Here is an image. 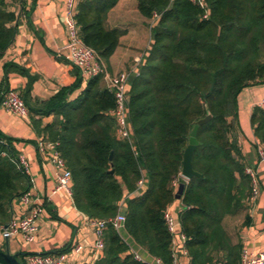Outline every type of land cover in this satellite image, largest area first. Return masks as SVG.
I'll return each instance as SVG.
<instances>
[{
	"label": "trees",
	"instance_id": "obj_1",
	"mask_svg": "<svg viewBox=\"0 0 264 264\" xmlns=\"http://www.w3.org/2000/svg\"><path fill=\"white\" fill-rule=\"evenodd\" d=\"M205 1L206 7L192 0H138L141 14L154 21L151 47L128 86L132 143L117 136L115 97L102 75L89 79L73 99L69 94L79 83L62 87L36 111L54 114L43 136L59 142L76 206L100 219L126 206L125 231L162 264L174 263L165 212L176 198L184 150L194 125L208 115L192 157L199 175L186 182L181 197V230L191 264L241 262L243 244L229 218L243 213L252 179L239 144L238 96L264 82V0ZM117 2L78 5L82 38L105 60L122 35L107 22ZM14 20L7 1L0 0V57L13 42ZM8 89H0V103ZM251 123L264 143V108L253 109ZM14 141L0 130V224L10 218L12 200L29 190ZM105 240L95 264H149L113 225Z\"/></svg>",
	"mask_w": 264,
	"mask_h": 264
},
{
	"label": "crops",
	"instance_id": "obj_2",
	"mask_svg": "<svg viewBox=\"0 0 264 264\" xmlns=\"http://www.w3.org/2000/svg\"><path fill=\"white\" fill-rule=\"evenodd\" d=\"M6 1L9 9L16 14L13 22L15 35L11 45L0 57V89L11 88L22 93L30 115L22 117L14 114L0 103V130L14 138L17 154H23L29 160L28 189L42 203L43 212L38 220L39 228L34 241L29 242L21 235L4 238L0 234V250L8 248L22 264H28L27 256L30 253L62 251L69 253L74 264H95L102 253H98L94 247V227L88 222V216L76 206L73 194L66 189L56 190L54 163L48 154L40 152L37 147L38 140L45 138L44 128L53 121L54 114L45 115L36 111L62 87L79 83V87L69 94L70 99H73L89 81L81 68L66 57L68 33L65 14L68 0ZM80 1L76 0L77 13ZM153 21V18L141 14L138 0H118L110 9L107 18L109 27L122 31L115 51L105 60L111 74L129 71L132 76L138 73L136 61L138 57L143 60L151 47ZM263 97L264 82L245 87L238 96L239 144L246 166L257 171L260 183L258 197L248 202L243 211L245 218L250 217L249 222L244 224L247 219L243 218V224L238 228L242 250L251 253L264 252V155L261 153L264 143L256 137L251 123L253 109L257 106L264 108L261 103ZM35 120L41 122L35 123ZM182 181H186L183 175L176 181L177 189ZM130 195L128 193L127 196ZM184 208L182 199L175 198L167 210L179 223ZM26 212L27 207L21 197L14 198L10 203V218L21 217ZM6 223H1L0 227ZM181 233L179 223L172 243L173 264H191ZM78 244L82 248L75 252L74 246ZM130 244L142 257L150 256L134 240Z\"/></svg>",
	"mask_w": 264,
	"mask_h": 264
},
{
	"label": "built area",
	"instance_id": "obj_3",
	"mask_svg": "<svg viewBox=\"0 0 264 264\" xmlns=\"http://www.w3.org/2000/svg\"><path fill=\"white\" fill-rule=\"evenodd\" d=\"M28 0H21V2H26ZM194 3L206 7L205 0H192ZM23 5V3H22ZM209 13L206 9L207 16ZM158 14H155L157 17ZM65 24L68 33V41L65 48L68 50L66 57L74 65L81 68L83 75L89 79L102 75L107 88L113 93L115 97V107L111 110L116 121V132L120 139H126L133 142V130L130 122V95L128 92V86L130 83L131 73L129 71H121L115 74H111L108 71V65L104 58L94 49L92 46L88 45L82 38L80 25L77 20V5L76 0H68L66 14H65ZM137 65L142 62V57H138ZM264 104V97L261 101ZM1 105L5 107L8 111L20 115L22 117H29L30 109L26 104L25 100L21 96V93L15 89H8L2 97ZM58 141H50L45 138H40L38 140L37 147L40 152L48 154L55 166V176H56V190L66 189L70 194H73L72 188V172L68 168L66 160L62 157L60 150L58 149ZM262 155H264V150H261ZM17 164L19 168L26 173L30 174V162L23 155L19 154L17 158ZM246 172L251 176L252 179V191L249 198V202L254 201L260 191V183L258 179L257 171L251 167L246 166ZM182 175V174H181ZM143 185V180L139 182V186ZM22 202L27 207V212L21 217H12L10 220L0 227V234L4 238H11L21 235L25 240L32 242L36 237L38 231V220L43 212L42 203L38 202L35 197H33L30 190L23 193L21 196ZM124 206L120 207L118 214L109 219L100 218H89L88 222L93 225L96 234V240L94 243L95 249L98 253H103L106 240H105V230L109 225H113L121 233L125 230L124 223L126 219V214L123 215L120 212ZM165 220L167 223L168 230L174 235L176 233L177 225L180 223L176 222L172 214L166 210ZM181 224V223H180ZM123 235V234H122ZM182 240L184 241L185 252L186 249V235L181 233ZM125 238V237H124ZM126 239V238H125ZM81 245L74 246V251L78 252L81 250ZM174 256V254H173ZM138 259L147 260L149 264H162L159 258L149 256L148 258L142 257L140 254H136ZM28 264H74L70 258L68 252L59 253H30L27 256ZM240 264H264V252L251 253L244 249L241 253Z\"/></svg>",
	"mask_w": 264,
	"mask_h": 264
},
{
	"label": "water",
	"instance_id": "obj_4",
	"mask_svg": "<svg viewBox=\"0 0 264 264\" xmlns=\"http://www.w3.org/2000/svg\"><path fill=\"white\" fill-rule=\"evenodd\" d=\"M210 118V115H208L205 118H202L198 121L196 125H194L193 129L190 132L189 136V143L186 146L184 150V158H183V166H182V175L186 178V181H182L179 183L176 198H181L183 190L186 186V182L191 179L195 175H199V173L193 168L192 165V157L193 152L196 149L198 145V139H197V132L200 124L206 122ZM127 212L126 206L123 207L121 214L125 215ZM123 236L128 239L129 242H133V238L128 235V233L124 230L122 232ZM0 263L1 264H22L18 258L17 255L11 254L9 249L7 248L5 251L0 250Z\"/></svg>",
	"mask_w": 264,
	"mask_h": 264
},
{
	"label": "rangeland",
	"instance_id": "obj_5",
	"mask_svg": "<svg viewBox=\"0 0 264 264\" xmlns=\"http://www.w3.org/2000/svg\"><path fill=\"white\" fill-rule=\"evenodd\" d=\"M243 218H245L244 213L237 215L235 217H232V219L230 220V229L234 234L238 230V228L242 226L243 221H244Z\"/></svg>",
	"mask_w": 264,
	"mask_h": 264
}]
</instances>
